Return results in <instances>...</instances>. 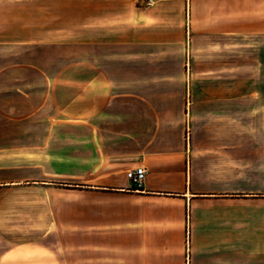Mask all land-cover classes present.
<instances>
[{"label":"crops","instance_id":"0c3cea01","mask_svg":"<svg viewBox=\"0 0 264 264\" xmlns=\"http://www.w3.org/2000/svg\"><path fill=\"white\" fill-rule=\"evenodd\" d=\"M89 2L88 20L71 23L106 41V115L64 112L54 96L58 115L43 116L45 102L36 109L54 126L7 145L0 165L22 171L0 177V264H79L80 248L106 257L86 264H264V0ZM174 23L185 44L182 115H167L165 96L161 115H141L144 46L159 38L165 52ZM72 30L57 40L80 39ZM148 83L157 93L170 81ZM137 167L140 190L126 177Z\"/></svg>","mask_w":264,"mask_h":264},{"label":"rangeland","instance_id":"374dc122","mask_svg":"<svg viewBox=\"0 0 264 264\" xmlns=\"http://www.w3.org/2000/svg\"><path fill=\"white\" fill-rule=\"evenodd\" d=\"M89 3V0H0V155L8 153V144L32 143L37 139L38 137L29 135L32 133L29 130H38L45 122L47 127L54 126L53 120H41L44 117L36 111L39 101L45 102L46 112L43 116L49 118L60 113L54 103V96L63 97L64 112L75 110L79 111L78 115H106V41L105 46H102V40L86 38L85 33L80 31L84 22L71 23L72 19L88 20V11L91 10L87 6ZM81 4L83 9L78 7ZM175 17L181 18L178 14ZM56 18L59 23H56ZM76 29L80 31V39L57 40L62 35L59 33L61 30L70 33L71 30L76 32ZM172 31L173 37L167 40L169 46L165 52L162 46L166 43L159 38L154 39L158 43L156 48L144 46V86L136 89L137 92L142 91L141 115H161L156 109L162 96H165L167 115H182L185 44L181 38V26L174 23ZM148 39L149 37L144 38V42L147 43ZM77 63L80 65L77 72H64V81L57 82L60 80L57 76L62 70ZM83 63H91L94 69L82 68ZM151 63L158 64L159 68L152 70ZM167 76L170 81L167 88H159L156 93V89L148 86V81L157 78L161 80ZM73 77L91 84L84 82L73 86ZM39 89H46V96L26 94ZM74 93H79L78 100ZM24 94L28 99L26 101ZM129 102L128 98V105ZM16 148L21 150L23 147ZM13 166L12 163L0 165V177L13 173ZM19 166L15 169L17 173L22 171ZM84 212L86 214L80 218H90L88 214L92 212ZM91 251L93 249H79V264L89 261L102 263L106 259L103 256H93Z\"/></svg>","mask_w":264,"mask_h":264},{"label":"built area","instance_id":"2783aa9c","mask_svg":"<svg viewBox=\"0 0 264 264\" xmlns=\"http://www.w3.org/2000/svg\"><path fill=\"white\" fill-rule=\"evenodd\" d=\"M150 5V2L148 3ZM146 172L143 167H137L126 173L127 179L130 181L134 190H140L145 181Z\"/></svg>","mask_w":264,"mask_h":264}]
</instances>
